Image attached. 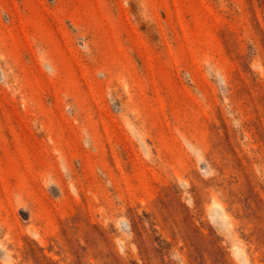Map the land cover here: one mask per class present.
I'll return each mask as SVG.
<instances>
[{"label": "rangeland", "instance_id": "374dc122", "mask_svg": "<svg viewBox=\"0 0 264 264\" xmlns=\"http://www.w3.org/2000/svg\"><path fill=\"white\" fill-rule=\"evenodd\" d=\"M0 264H264V0H0Z\"/></svg>", "mask_w": 264, "mask_h": 264}]
</instances>
